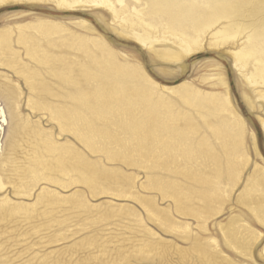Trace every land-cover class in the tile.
I'll list each match as a JSON object with an SVG mask.
<instances>
[{
  "label": "rangeland",
  "instance_id": "374dc122",
  "mask_svg": "<svg viewBox=\"0 0 264 264\" xmlns=\"http://www.w3.org/2000/svg\"><path fill=\"white\" fill-rule=\"evenodd\" d=\"M38 19L62 24L77 35L103 41L120 60L137 65L161 88L189 83L202 92L227 93L245 123L246 159L240 168L241 175L229 181L228 175L219 180L204 165L200 168L197 162L200 165L201 160L185 162L176 155L154 161L131 155L110 158L105 154L106 149H117L116 145L105 147L98 141L94 148L88 149L77 135L52 117L48 107L61 108L67 103L64 107L68 108L71 102L64 98L67 97L64 88L60 89L44 70L43 76L54 89L49 85L51 92L43 96L42 110H33L28 103L31 93L24 78L14 67L0 66L1 86H9L14 93L13 106H10L0 90V166L7 158L14 161L4 172L0 167L7 184L0 191V200L11 201L0 205V264H264V222L254 212L256 201L242 196L256 165L264 167V99L258 95L264 87L255 89V85H248L233 57L246 41L248 31L235 43L230 41L219 46H215L211 31L204 36L202 49L173 62L157 55V51L166 48L164 44L157 43L151 50L134 38L118 33L112 13L102 5L80 4L63 9L53 2H26L0 6V30L12 27L14 50L23 63L31 66L34 63L24 49L16 46L15 29ZM53 52L66 57L67 63H74L73 66H86L84 55L74 50L62 47ZM95 54L98 58L101 55ZM167 96L182 112H191L193 122L199 126L197 129H201H198L200 137L204 133L210 138L203 119L193 109L183 105L175 94L167 93ZM2 110L6 124L2 121ZM25 127L27 132H23ZM35 129L43 132L42 138H51L54 149L57 143L62 145L59 150L63 149V154L65 150L77 153L95 172L100 171L99 178L92 185L87 184L69 157L60 164L59 157L41 142L36 149L45 150L42 153L34 150L35 141L39 140L37 133L32 132ZM113 132L121 138L128 137L125 131L114 128ZM210 139L216 144L214 138ZM30 143H34L33 147ZM32 151L47 166L44 170L38 167L37 171L41 173V169L43 175L40 178L32 171L21 175L19 170H14L34 161ZM195 169L202 174L201 181L195 180ZM208 182L220 189L213 198H209L212 193ZM163 184L179 188L178 194L187 200L173 199L160 189ZM174 226L182 229L173 231ZM234 236H244L248 246L237 250Z\"/></svg>",
  "mask_w": 264,
  "mask_h": 264
},
{
  "label": "bare ground",
  "instance_id": "6f19581e",
  "mask_svg": "<svg viewBox=\"0 0 264 264\" xmlns=\"http://www.w3.org/2000/svg\"><path fill=\"white\" fill-rule=\"evenodd\" d=\"M26 2H53L58 8L63 9L76 8L80 4L102 5L112 13L113 22L116 27L118 26L117 32L134 38L151 50H154L157 43L164 44L166 48L157 51V55L161 59L173 62L181 61L189 54L200 50L204 36L211 31L214 32L212 38L215 40V46L225 45L230 41L235 43L241 34L248 31L245 35L246 41L237 52L233 53V57L248 85H255V89H259V86L264 87V0H0V6ZM15 30H17L16 46L18 44L24 49L34 66L23 63L17 56L19 53L14 50L12 27L0 30V66L14 67L24 78L31 93L28 103L33 110H39L43 105V96L51 92L49 85L54 89L43 76V70L56 84H59L60 89L64 88V94L67 95L64 98L71 102L69 107H64L67 103L61 105L64 108L61 106L54 108L50 104L52 107L48 105L46 107L49 108L52 117L64 129L77 135L88 149L94 148L100 141L105 147H110L111 144L117 146V149L110 151L106 149L105 154L110 158H128L131 155L138 159L154 161L158 157L169 158L176 155L185 162L196 160L194 161L196 163L201 160L202 164L199 165V161L198 166L201 168L204 165L203 168L219 180L223 175H228L229 181L241 175L240 168L246 159V127L241 116L233 108L227 93L202 92L189 83L175 88H161L137 65L120 60L118 54L103 41L77 35L59 23L38 19L16 27ZM62 47L83 54L87 62L86 66L80 68L76 63L77 66H73L74 63H67L66 57L55 55L53 49ZM96 52L101 54L99 58ZM0 90L6 102L13 106L11 96L14 93L9 86L0 84ZM167 93L178 96L183 101V105L193 109L200 119H203L205 123L203 124L210 131V138H214L216 144L208 134L207 136L203 133L204 136H199L201 129L198 128L200 129L198 131L199 126L193 122L191 112H182L175 107L176 103L167 96ZM258 93L259 98L264 99V90ZM1 116L3 123L6 124V114L3 110ZM209 120L213 121L209 122ZM262 123L264 126V121ZM114 128L125 131L124 134L127 133L128 137L121 138L113 132ZM27 130L26 127L23 128V132ZM35 130L32 132L37 133L35 136L39 140L35 141L36 137H33L36 142H34L36 144L34 150H37L41 142L45 149L59 157L57 159L60 164L63 159L69 157L68 159L73 160L74 166L78 168L79 176L87 184L92 185L99 178L100 171L97 169L99 174L95 172V168L85 163L86 160H81L77 153L65 148L70 152L65 150L64 155V150H59L62 145L56 143L57 149H54L55 145L51 144V138H42L43 132L39 129ZM38 150L43 152L41 149ZM33 153L34 161H30L26 166H16L14 170L16 172L19 170L20 174L24 175L32 171L36 178H40L43 176L41 169L44 170L46 164L36 156L35 152ZM43 155L44 153L41 156ZM13 164L11 158H7L6 162L2 161L1 172L8 168L7 165ZM40 166L41 173L37 171ZM187 172L183 173L187 174ZM1 174L0 191L7 185ZM194 178L196 181H201L202 174L199 170L194 172ZM203 183L207 185L206 180ZM164 185L168 184H163L160 189L171 194L173 199L178 202H181V199L187 200V197H180L179 188L172 184ZM215 185L208 186L212 193L209 198L215 197L220 191ZM243 195L250 201H256L257 208L254 212L258 219L264 222V167L256 165L253 175L248 179L242 192ZM10 203L7 198L0 200V205ZM178 229L182 228L174 226L171 230ZM234 237L236 238L232 240L239 248H233L240 250L248 246L244 236Z\"/></svg>",
  "mask_w": 264,
  "mask_h": 264
}]
</instances>
